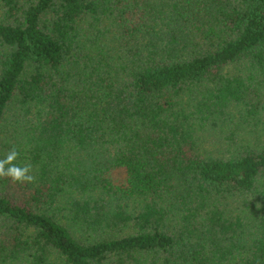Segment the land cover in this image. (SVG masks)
Instances as JSON below:
<instances>
[{
  "label": "trees",
  "instance_id": "obj_1",
  "mask_svg": "<svg viewBox=\"0 0 264 264\" xmlns=\"http://www.w3.org/2000/svg\"><path fill=\"white\" fill-rule=\"evenodd\" d=\"M0 264H264V0H0Z\"/></svg>",
  "mask_w": 264,
  "mask_h": 264
},
{
  "label": "clouds",
  "instance_id": "obj_2",
  "mask_svg": "<svg viewBox=\"0 0 264 264\" xmlns=\"http://www.w3.org/2000/svg\"><path fill=\"white\" fill-rule=\"evenodd\" d=\"M19 157V152L12 147L4 158L0 159V178H8L16 183H32L35 176L32 174L30 164L19 165L15 163Z\"/></svg>",
  "mask_w": 264,
  "mask_h": 264
}]
</instances>
